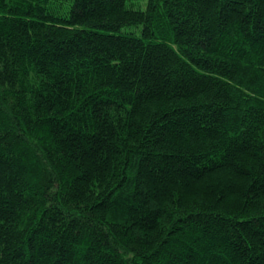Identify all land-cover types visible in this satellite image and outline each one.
<instances>
[{
  "label": "trees",
  "instance_id": "1",
  "mask_svg": "<svg viewBox=\"0 0 264 264\" xmlns=\"http://www.w3.org/2000/svg\"><path fill=\"white\" fill-rule=\"evenodd\" d=\"M135 1L0 0V264H264V0Z\"/></svg>",
  "mask_w": 264,
  "mask_h": 264
},
{
  "label": "rangeland",
  "instance_id": "2",
  "mask_svg": "<svg viewBox=\"0 0 264 264\" xmlns=\"http://www.w3.org/2000/svg\"><path fill=\"white\" fill-rule=\"evenodd\" d=\"M141 1H144V2H145V0H137V1L134 2V3H135V6H136V7L143 6V5L141 4ZM131 29L133 30V28H131ZM131 29H128V31H131Z\"/></svg>",
  "mask_w": 264,
  "mask_h": 264
}]
</instances>
